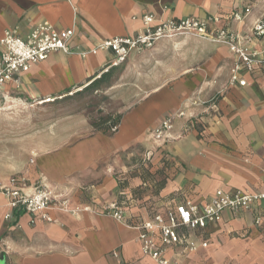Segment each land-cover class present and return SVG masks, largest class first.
Segmentation results:
<instances>
[{
  "label": "crops",
  "instance_id": "obj_1",
  "mask_svg": "<svg viewBox=\"0 0 264 264\" xmlns=\"http://www.w3.org/2000/svg\"><path fill=\"white\" fill-rule=\"evenodd\" d=\"M246 7L250 14L233 21L232 14ZM145 14L156 20L214 17V28L242 37L264 16V0H0V38L6 31L25 38L43 21L57 31H74L71 54L52 53L16 76L0 88V106L52 100L45 103L50 104L82 90L107 95L91 109L48 121L23 161L7 166L10 175L0 177L5 184L21 176L26 192L44 185L67 196L71 208L91 211L71 215L51 210V222H45L38 215L10 212L0 194V264H153L141 253L133 228L137 222L184 200L202 204L217 190H263L264 65L241 74L246 87L230 86L237 58L227 47L194 36L159 41L150 50L131 53L117 67L111 66L108 53L79 55L103 40L134 36ZM246 45L264 58V38ZM106 117H119L115 133L93 129L92 123ZM167 118L172 119L170 138L155 148L149 134ZM44 126L38 122L36 128ZM139 149L147 150L150 166L160 165L165 153L180 171L173 182L141 200L124 182L129 180L126 160H133ZM140 185L131 179V187ZM110 202L121 206L124 223L94 213ZM9 212L11 218L4 220ZM262 229L264 201L254 211H225L219 224L187 232L206 248L186 253L174 246L166 258L169 264H183L203 256L216 264L224 257L218 241L227 239L232 247L240 246L235 253L243 264H264V254L253 244ZM248 231L245 238L228 237ZM235 253L231 259H238Z\"/></svg>",
  "mask_w": 264,
  "mask_h": 264
},
{
  "label": "built area",
  "instance_id": "obj_2",
  "mask_svg": "<svg viewBox=\"0 0 264 264\" xmlns=\"http://www.w3.org/2000/svg\"><path fill=\"white\" fill-rule=\"evenodd\" d=\"M251 7L242 12H234L232 20L241 22L250 14ZM218 18L206 19L185 18L180 20H156L152 14H145L141 18L142 29L131 37H115L98 43L87 52L79 55L108 53L113 57L111 66L122 64L133 52L150 50L162 40H173L184 36H194L198 39L223 45L237 58L231 71L229 85L247 86L241 77L243 73H253L258 67L264 65L261 52L252 50L246 44L252 38H264V16L258 19L251 28L250 34L237 36L229 33L227 29L214 28ZM74 31L55 30L48 22L43 21L33 26L25 38H21L13 31H6L0 38V88L15 81L19 74L27 73L39 63L47 60L52 53L71 54L70 40ZM177 117H182L178 114ZM171 118L163 120L152 132L155 142L170 138L172 129ZM116 126L110 128L115 133ZM26 181L21 176H15L7 183H0V194L7 200L10 212L38 215L41 220L51 222L49 211H61L71 215L81 212H90L89 207L71 208L70 199L54 192L44 185L35 186L30 192L25 191ZM264 201V188L261 192L249 193L236 191L227 193L217 190L202 204L184 200L167 208L162 212H154L147 219L137 222L133 228L138 232L137 241L144 257L153 264H169L166 258L167 251L174 246H181L186 253L196 252L199 247L206 248V243L197 244L190 240L187 232L204 230L217 225L222 220L225 211L232 213L254 211L260 202ZM4 216V220L11 218V213ZM100 216H106L124 223L125 212L117 202L106 203L101 206ZM261 218L255 217L254 224L260 225ZM32 223V222H31Z\"/></svg>",
  "mask_w": 264,
  "mask_h": 264
},
{
  "label": "rangeland",
  "instance_id": "obj_3",
  "mask_svg": "<svg viewBox=\"0 0 264 264\" xmlns=\"http://www.w3.org/2000/svg\"><path fill=\"white\" fill-rule=\"evenodd\" d=\"M107 81L108 80L104 82L103 87L107 85ZM105 94L106 93L102 91L94 92L92 90H82L76 92L72 97H65L63 100L42 106L36 105L35 102H23L20 105L10 104L6 107L0 106V177L10 175L8 172L6 173L7 166L23 161L30 151L29 146L32 144V141L35 140L36 136L42 135L41 131H46L48 128V123H50L48 121L59 117L65 118L72 113L84 112L86 109H91L100 100L106 99L107 95ZM38 122L39 124L45 125L47 123V126L37 129L36 125ZM153 130L150 132V136ZM198 138H201V136L199 135ZM201 139H203V137ZM151 140L155 144V148L156 146H161V148H163V146H165L164 144H167L169 139L155 142L151 137ZM161 156V164L153 167L150 166V163L147 161L148 152L145 149H139L138 155H136L133 160L131 158L126 160L127 173L125 176L129 180L126 179L128 181L124 182L125 185L129 186L130 192H132L134 198L141 200L148 197V195H153L163 184L168 181L173 182L176 177H178L180 173L179 167L169 158V155L162 153ZM133 177H136L142 182L140 187L130 186V181ZM250 235L251 233L248 231L238 235L232 233L229 234L228 237L230 239L231 237L245 238ZM254 237L251 238L254 239ZM218 243L221 245L220 251L224 253V257L220 260H216V264H243V262L239 261V253H235L238 251V248L240 249L239 245H233L232 247L230 243L228 244L227 239L219 240ZM253 244H256L260 248V253L264 254V229L259 230V235L255 237ZM247 247L246 248L249 249V246ZM232 253H235L238 259H231ZM199 258H188L183 264H208V262L203 259V256H199Z\"/></svg>",
  "mask_w": 264,
  "mask_h": 264
},
{
  "label": "trees",
  "instance_id": "obj_4",
  "mask_svg": "<svg viewBox=\"0 0 264 264\" xmlns=\"http://www.w3.org/2000/svg\"><path fill=\"white\" fill-rule=\"evenodd\" d=\"M118 120L119 117L100 118L97 122L92 123V127L96 131H102L103 133H110L111 127L113 126L117 127Z\"/></svg>",
  "mask_w": 264,
  "mask_h": 264
},
{
  "label": "bare ground",
  "instance_id": "obj_5",
  "mask_svg": "<svg viewBox=\"0 0 264 264\" xmlns=\"http://www.w3.org/2000/svg\"><path fill=\"white\" fill-rule=\"evenodd\" d=\"M39 102V101H38ZM49 102H52V100H45L43 102H39L38 105H42V104H45V103H49Z\"/></svg>",
  "mask_w": 264,
  "mask_h": 264
}]
</instances>
